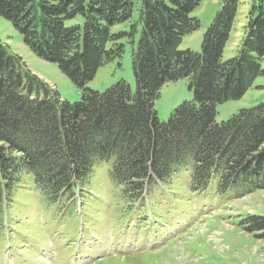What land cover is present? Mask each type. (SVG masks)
I'll list each match as a JSON object with an SVG mask.
<instances>
[{"label":"trees","instance_id":"obj_1","mask_svg":"<svg viewBox=\"0 0 264 264\" xmlns=\"http://www.w3.org/2000/svg\"><path fill=\"white\" fill-rule=\"evenodd\" d=\"M200 1L0 0V16L81 92L76 102L61 99L0 41V226L25 177L45 202L68 204L82 198L104 162L129 202H145L180 171L197 197L228 200L264 186V100L215 119L217 104L240 98L264 75V0H251L229 58L223 54L240 0H220L199 51L180 49L199 27L192 12ZM127 43L135 90L123 79L103 91L88 88ZM179 79L193 97L160 120L153 102ZM243 227L264 238V217L249 216Z\"/></svg>","mask_w":264,"mask_h":264},{"label":"rangeland","instance_id":"obj_2","mask_svg":"<svg viewBox=\"0 0 264 264\" xmlns=\"http://www.w3.org/2000/svg\"><path fill=\"white\" fill-rule=\"evenodd\" d=\"M250 3L240 0L224 58L236 53ZM219 6L220 0L200 1L192 12L199 27L183 37L180 49L200 50L202 34ZM136 17L135 7L132 19ZM0 41L61 99L80 100V89L57 64L38 57L1 16ZM131 50L127 43L122 57L100 66L86 86L103 91L123 79L134 91ZM192 97L186 79L167 82L153 107L159 119L166 120ZM263 100L261 75L240 98L217 104L215 119L225 121ZM107 170V162L95 166L87 192L68 204L45 202L25 177L13 191L0 226V264H264V238L243 227L249 216L264 217V186L228 200L206 193L197 197L187 188V174L180 171L137 203L127 201L111 184Z\"/></svg>","mask_w":264,"mask_h":264},{"label":"bare ground","instance_id":"obj_3","mask_svg":"<svg viewBox=\"0 0 264 264\" xmlns=\"http://www.w3.org/2000/svg\"><path fill=\"white\" fill-rule=\"evenodd\" d=\"M192 231V230H191Z\"/></svg>","mask_w":264,"mask_h":264}]
</instances>
